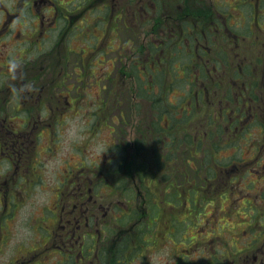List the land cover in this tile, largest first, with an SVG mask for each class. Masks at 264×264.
<instances>
[{
  "label": "flooded vegetation",
  "instance_id": "af4514ba",
  "mask_svg": "<svg viewBox=\"0 0 264 264\" xmlns=\"http://www.w3.org/2000/svg\"><path fill=\"white\" fill-rule=\"evenodd\" d=\"M73 2L20 0L15 4L18 12L14 13V16L25 7H28L30 14H33V9L36 11L33 15L39 20L38 31L41 33V40L36 43L33 41L34 51H42L43 41L46 42L45 49H49L47 46L52 45L51 40L54 39L52 33H59L57 41L54 39L55 45L39 54L38 58L30 59L29 63L21 62L20 58L13 59L11 64L9 62V65H5V71L0 72V164L17 161L21 166V156L28 155L30 164L25 168L30 177L34 176L31 166L41 165L37 159L31 158L37 155L39 143L43 142V149L52 151V148L45 145L42 135L44 132L39 128L44 122L43 119L45 123L54 122V116L58 115L53 111L44 117L38 114V108L49 106L48 111H52L53 102L55 107L61 106L65 110L74 102L68 99V93L59 92L61 87L66 91L71 90L67 84L69 54L75 51L69 49L67 42L73 28H79L78 23L83 25L80 27V30H83L94 22L96 32L100 27L108 39L105 40L110 44L117 39V35L112 33L117 31L120 25L130 31L125 34L129 59L126 67L136 68L139 73L141 86L137 88L141 92L137 94L142 96L141 105L147 114L141 115L140 119L129 121L130 140H127L126 167L120 164L117 170L121 171V177L129 180V190L137 188L136 198H142V203H145L144 198H148L140 189L146 181L140 171H145V167L152 168L157 175L156 170L160 171L163 167L165 155L171 154L175 159L180 158L183 149L197 165L192 168L193 176L189 179L192 187L190 190L195 188L193 193L196 198L199 194L203 197L202 187H211L207 182L212 181V175L215 176L214 181L218 179L224 183L223 178L219 179L222 175L220 173L227 171L229 164L222 167L219 166L221 164L218 165L219 162L213 163L214 155L234 145L236 139V144L240 145L247 136L250 138V148L256 151L253 158L255 168L264 170V162H259L264 156V0H82V6H75ZM43 4L46 7L43 8ZM71 7L73 8L70 9ZM11 17L7 11L0 20V35L7 28ZM252 27L257 30V35L254 40H249L253 34ZM96 37L98 38L97 34ZM93 38L95 34L90 33L88 39ZM90 40L87 41L91 42ZM132 42L136 43L133 48ZM244 43H251L257 49L255 61H250L246 67L247 57H241L240 50H236ZM3 44L5 43H0ZM56 46H59L58 50L53 51ZM109 47L113 48V45ZM247 48H251V45ZM84 52V49H80L74 53L82 65ZM102 53L106 54L103 50L96 52L91 62L104 57ZM45 57L48 61L37 67V63ZM2 59L3 57H0V60ZM103 61L102 59L101 62ZM53 63L56 68L52 66ZM82 72L84 73V70ZM119 72L128 74L129 70L124 71L121 68ZM81 76L82 74H77L78 82ZM131 87L129 84V91L134 94ZM61 101L63 105L59 104ZM59 116L64 117L60 114ZM95 118L97 119V116ZM122 118L123 116L120 119ZM182 133L187 143L181 139ZM139 136L141 140L138 139ZM75 149L84 151V148L78 146ZM205 156H210L206 163ZM222 159L223 156L219 158ZM32 160L34 165L31 164ZM92 165L80 157L75 164H69L64 170L58 183V187H64L62 190H53L49 206L45 207L44 212L48 217L55 218L59 227L56 230L51 226L45 227L46 238L50 241L40 252H31L32 255L29 256L32 262L35 261V256L38 259L34 263L39 262L40 258H44L46 253L52 250L51 245H54L55 253L61 254L59 264L124 263L120 258H111L109 262L99 260L97 252L95 258H88L90 247L86 250L84 246L83 239L86 240L87 234L83 232L77 220L79 217L86 218L87 226L89 217L98 216L102 207L100 208L97 200L93 199L97 197L95 192L101 187V180L113 175L106 167L98 169L96 164ZM238 166L242 171L238 167L231 168L228 170V176L230 172H238L239 176L247 165L239 163ZM204 171H208L209 178L203 176ZM256 173L261 176L263 171ZM20 175L21 173L17 172L15 184L33 181L32 178ZM137 175L140 178H136ZM177 176L176 186L182 181V172L179 171ZM6 183L0 170V186H6ZM33 183V186H39L43 181L36 178ZM259 192H262L261 189ZM129 198H133V195H129ZM190 200L193 205H197V199ZM118 204H113L110 210H117L121 203ZM93 208L100 210L89 213ZM120 210L129 213L127 205ZM65 216H75L66 221L68 228L62 225L61 220ZM126 232L127 230H121L118 236ZM99 236L98 232V238ZM114 241L119 240L115 238ZM0 242L3 243L2 237ZM261 247L257 250L263 253L264 248ZM83 251L86 252L85 256ZM102 254L106 257L108 251L103 249ZM257 257L254 258L255 262ZM29 261L31 260H25L23 263ZM15 262L14 264L22 263V260Z\"/></svg>",
  "mask_w": 264,
  "mask_h": 264
},
{
  "label": "rangeland",
  "instance_id": "374dc122",
  "mask_svg": "<svg viewBox=\"0 0 264 264\" xmlns=\"http://www.w3.org/2000/svg\"><path fill=\"white\" fill-rule=\"evenodd\" d=\"M19 1L0 0V20L7 11L12 16L7 28L0 35V43H5L0 45V57H3L0 60V72H4L5 65H9V62L11 64L13 59L20 58L21 62L29 63L30 59L38 58L39 54L51 49L56 43L54 39H58L59 32L54 31L52 45L47 46L49 49H45L46 42L43 41L42 51H34L35 43L41 40V33L38 31L39 20L34 18L36 11L33 9V14H30L28 7L14 16V13L18 12L15 4ZM71 1H74L75 6H82V0ZM42 7L46 5L43 4ZM60 24L62 26V23ZM78 25L79 28H73L67 43L69 49L75 52L85 50L84 63L81 64L75 52H70L67 84L71 90L66 91L61 87L59 91L68 93V99L74 102L65 110L61 106L55 107L53 102L52 111H48L49 106L38 108V114L44 117L53 111L58 115L54 116V122L45 123L43 119L44 122L39 128L44 132L42 135L45 145L52 148V151L43 149V142L39 143L37 155L31 157L41 163L37 167L31 166L34 176L28 177L26 173L25 166L30 164L28 155L21 156V166L17 161L0 164L3 181L7 182L6 186H0V237L3 238V243L0 242V264H14L17 260H22V263L17 264H59L61 254L55 253L54 245H51L52 250H49L44 258H40L39 262L34 263L38 259L37 256L32 262L29 255H32L31 252H40L50 241L46 238L45 227L51 226L54 230L59 227L55 218L45 215V207L49 206L53 190H62L64 187H58L64 170L69 164H75L80 157L85 158L91 166L96 164L98 169L106 167L113 172L111 177L99 182L101 187L95 192L97 197L93 198L102 209L99 211L93 208L88 211H99L98 216L89 217L87 226L86 218L79 217L77 220L83 232L87 234L86 240H83L86 250L90 247L88 258H95L97 252L98 259L107 262L111 258L119 259L124 256L125 262L121 264H262L264 252L261 253L257 248H264V170L255 168L253 158L256 151L250 148V138L247 136L240 145L236 144L238 139L235 138L234 145L214 155L216 158L223 156L224 164L219 166L229 165L227 171L220 173L223 176L219 179L223 178L224 183L218 179L214 181L215 176L212 175V181L207 182L211 187L201 188L204 191L203 197L199 194L196 198L193 193L195 188L190 190L192 187L189 185V179L193 176L191 171L194 165H197L184 149L180 158L163 160V167L160 171L156 170L157 175L152 168L145 167L141 176L146 181L140 189L148 198H144L145 203H142V198H136L137 188L129 190V180L121 177V171L117 170L120 164L126 167L127 140H130L129 121L140 119L141 115L147 114L142 107V96L137 94L141 92L137 88L141 86L139 73L136 68L126 67L129 59L125 34L130 31L120 25L118 30L112 33L117 35V39L110 44L100 27L96 32L94 22L83 30H80L83 25ZM252 29L253 34L249 40H254L257 35V30H254V27ZM90 33L95 34V38L88 39ZM109 45H113V48ZM134 45L136 43L132 42V48ZM248 45H251V48H247ZM58 47H54L53 51H57ZM102 50L106 52L102 53L104 57L91 62L95 53ZM236 50H240L241 57H247L245 67L250 61H255L257 49L251 43H244ZM47 61L48 58L45 57L37 63V67ZM52 66L56 68L54 63ZM121 68L124 71L129 70V73H120ZM77 74H82L79 82ZM129 84L133 87L134 94L129 91ZM56 92L58 93L57 90ZM62 103L63 101L59 104L63 105ZM93 114L95 115L92 116ZM181 136L183 142L187 143L183 133ZM138 139L142 138L139 136ZM76 146L84 148V151H76ZM72 157L74 158L71 159ZM34 160L31 161L32 165L35 164ZM259 162H264V156ZM239 163L247 165L243 172L239 173V176L238 172H230L228 176V170L231 168L238 167L242 171ZM179 171L182 172V181L176 186L175 179L177 180ZM258 171H263L261 176L257 175ZM17 172L21 173L20 176L32 178L33 181L41 178L43 183L39 186H33V181L15 184ZM136 178L140 177L137 175ZM259 189L262 192H259ZM184 190L189 192H183ZM129 195H133V198H129ZM191 198L198 200L196 206L191 202ZM116 203H121L119 208L110 210ZM126 205L129 213L120 210ZM68 217L65 216L61 220L65 228L69 227L66 221L75 216ZM121 230H127L124 233L126 235L118 236ZM97 231L100 233V239ZM115 238L119 241H114ZM103 249L108 251L106 257L102 254ZM83 254L85 256L86 252L83 251ZM254 256H258L256 262ZM260 259L262 260L258 261ZM25 260L31 261L23 263Z\"/></svg>",
  "mask_w": 264,
  "mask_h": 264
},
{
  "label": "trees",
  "instance_id": "16d2710c",
  "mask_svg": "<svg viewBox=\"0 0 264 264\" xmlns=\"http://www.w3.org/2000/svg\"><path fill=\"white\" fill-rule=\"evenodd\" d=\"M154 157H155V155H154ZM209 158V156H205V160H207ZM171 159H174V156L173 155H171V154H166L165 155V159H163V160H167V161H169V160H171ZM164 163V162H163ZM143 170H141V172H142ZM142 175V174H141ZM203 176L204 177H207V178H209V175H208V171H204L203 172ZM202 176V177H203ZM173 183H174V181H173ZM172 185H174V184H172ZM190 185V184H189ZM183 192H189V190H184ZM142 243V242H141Z\"/></svg>",
  "mask_w": 264,
  "mask_h": 264
}]
</instances>
